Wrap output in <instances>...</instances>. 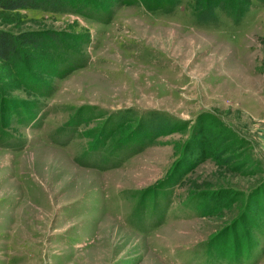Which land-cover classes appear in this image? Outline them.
<instances>
[{"label": "rangeland", "instance_id": "obj_1", "mask_svg": "<svg viewBox=\"0 0 264 264\" xmlns=\"http://www.w3.org/2000/svg\"><path fill=\"white\" fill-rule=\"evenodd\" d=\"M247 1L210 22L193 0L0 8V29L75 46H26L34 88L0 62V264H264V0ZM125 110L187 126L130 136Z\"/></svg>", "mask_w": 264, "mask_h": 264}, {"label": "trees", "instance_id": "obj_2", "mask_svg": "<svg viewBox=\"0 0 264 264\" xmlns=\"http://www.w3.org/2000/svg\"><path fill=\"white\" fill-rule=\"evenodd\" d=\"M173 1L175 0H153L159 7L163 4L167 5L174 3ZM193 2H195L196 20L198 22L212 21L215 18V9L217 8L225 10L238 20L240 17L244 16L250 6L247 0H193ZM97 3L98 0H0V8H47L50 11L61 12L69 9L77 10L82 5L90 6L96 5ZM26 46L41 48L46 52L53 53L54 57L64 52V50L66 51L75 47L69 40L56 31L43 30L12 33L0 29V62L12 70L17 69L18 81L23 80L32 88L34 87L31 82H35V80L32 78V74L26 69H39L40 64L32 63H38L40 57L36 56L34 53H30ZM7 107L12 111L23 109L25 105L21 102H17L11 103ZM135 116L136 115L131 113L130 110L123 111L120 114L117 126L122 128L130 121H135L133 128H135L137 132H133L135 130H132L130 136L137 133L138 135H142L144 139L148 138L149 140H153L158 136L169 135L179 128L183 129L187 126L186 121H179L159 111H147L143 114V118L142 116ZM213 136L215 137V135ZM219 140L215 138L217 143H221L224 139ZM189 142V145H192V140Z\"/></svg>", "mask_w": 264, "mask_h": 264}]
</instances>
